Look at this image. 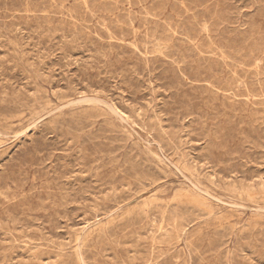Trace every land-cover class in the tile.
I'll return each mask as SVG.
<instances>
[{"label":"rangeland","instance_id":"1","mask_svg":"<svg viewBox=\"0 0 264 264\" xmlns=\"http://www.w3.org/2000/svg\"><path fill=\"white\" fill-rule=\"evenodd\" d=\"M0 264H264V0H0Z\"/></svg>","mask_w":264,"mask_h":264},{"label":"bare ground","instance_id":"2","mask_svg":"<svg viewBox=\"0 0 264 264\" xmlns=\"http://www.w3.org/2000/svg\"><path fill=\"white\" fill-rule=\"evenodd\" d=\"M163 163V162H162Z\"/></svg>","mask_w":264,"mask_h":264}]
</instances>
